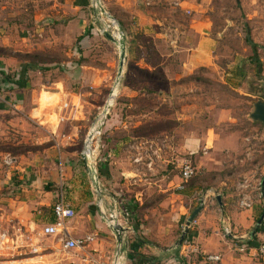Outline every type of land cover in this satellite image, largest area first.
<instances>
[{
	"label": "rangeland",
	"instance_id": "rangeland-1",
	"mask_svg": "<svg viewBox=\"0 0 264 264\" xmlns=\"http://www.w3.org/2000/svg\"><path fill=\"white\" fill-rule=\"evenodd\" d=\"M100 2L124 32L127 59L117 85L119 46L103 31L118 33V28L96 0H0V33L25 36L38 30L40 60L55 61L51 71L45 70L46 78L65 82L78 94V113L87 119L80 129L62 130L72 135L68 147L80 160L93 122L116 91L94 142L102 191L84 171L79 181L90 190V206H100L110 223V209L124 221L119 206H139L141 216L130 221L159 232L176 229L184 207L189 216L203 198L207 202L224 193L236 203L244 195L263 200L264 124L250 114L255 102L264 101V0ZM248 36L258 45L259 66ZM11 44L1 35L0 54L5 56ZM50 98L45 94L44 101ZM64 104L65 98L55 95L41 114H65ZM47 136L46 127L33 122L20 131L0 129V264H90L81 258L84 251L67 252L59 236L44 234L46 220L17 216L6 207L4 198L18 187L11 183L7 161L43 153L53 140H37ZM187 160L196 170L184 182L180 168ZM105 167L109 180L101 173ZM64 186L69 200L70 187ZM111 194L119 206L110 198L104 207V195ZM49 201L31 204L30 210L50 219L55 196ZM89 207H77L74 221L84 218Z\"/></svg>",
	"mask_w": 264,
	"mask_h": 264
},
{
	"label": "crops",
	"instance_id": "crops-1",
	"mask_svg": "<svg viewBox=\"0 0 264 264\" xmlns=\"http://www.w3.org/2000/svg\"><path fill=\"white\" fill-rule=\"evenodd\" d=\"M10 34L9 31L0 33V36L7 37L12 43L11 46L15 47H11L5 56L0 54V82L3 87V96H0V129L8 132L20 131L27 129L33 122L46 127L50 134L45 139L39 137L37 143L50 142V137L53 141L43 148L41 154L14 156L11 164L13 172L9 178L12 184L16 181L18 187L4 199L7 201L6 207L10 208L8 212L17 216L31 215V218L35 214L48 224L54 221V215L50 219H44L41 214L30 210V207L34 203L39 206L49 205V199L56 196L61 184L65 185L67 182L70 187L69 202L74 209L84 205L89 207L91 204V197L88 199V196H91L89 188L79 185V181L82 183L84 180L83 171L90 178L86 167H81L82 164L85 165L82 151L80 160L77 151L68 147L73 144L70 140L72 135L62 130L69 126L80 129L83 119H87V116L78 113L79 108L75 100L78 94L75 91L67 90L65 82L46 78V72L52 70L55 61L52 58L46 62L40 60L41 52L37 47L40 32L36 30L32 33L28 30L25 36ZM19 45L22 48H19ZM47 88L54 91L46 90ZM45 94L51 97L48 101H44ZM55 95L65 98L62 107H68V110L64 111L65 114H41L44 104L55 102ZM3 98H9L18 108L8 107ZM56 119L58 122H55ZM101 171L104 178L109 180L111 173L109 174L108 168L105 167ZM140 195L141 193H138L135 196L137 203L142 205L143 198L139 197ZM176 195L180 197L182 194ZM218 195L222 203L218 201L217 195L205 201L204 208L192 223L181 245H177V242L190 216L187 214L188 206L184 207L185 211L180 214L176 229L164 228L158 232L157 229L145 226L144 222L130 221V217L133 218L136 214L141 216L138 212L139 206L132 210L126 202L127 207L121 209L119 199L113 194L111 197L104 195L102 205L106 207V200L111 198L113 205L117 203L119 211L124 213L125 220L118 221L122 224L129 222L122 233L121 246L115 234L114 237L110 236V233L114 232L107 223L108 220L104 219V213L101 212L104 210L99 208L100 206H96V209L94 205L90 206L91 211L85 217L82 216V219L74 221V216L70 221V231L75 237L94 234L95 239L89 245V250L103 264H115L118 255L121 256L120 264H264V253L259 250V246L264 243V221L256 234L251 236L263 212L264 199L251 197L253 204L245 207L227 194ZM112 213L113 209H110V214ZM31 222L34 225L39 224L36 219H31ZM226 228L229 233L225 232ZM73 253L76 255L75 251ZM206 254H221L222 260L209 261ZM81 258L84 261L86 259L84 255ZM79 262L83 263L80 260Z\"/></svg>",
	"mask_w": 264,
	"mask_h": 264
},
{
	"label": "built area",
	"instance_id": "built-area-1",
	"mask_svg": "<svg viewBox=\"0 0 264 264\" xmlns=\"http://www.w3.org/2000/svg\"><path fill=\"white\" fill-rule=\"evenodd\" d=\"M0 96H3V88L0 83ZM5 104L13 109H17L18 106L15 102L11 101L9 98H3ZM109 109L104 107L103 110L100 111L98 118L93 122V126L89 131V136L86 139V143L89 141L91 143L90 149H92L91 155L94 156L96 147L94 146V142L96 141V137L98 134L94 136L92 133L93 128L101 129L102 120L106 117ZM90 138H92L90 140ZM85 152L86 145H85ZM89 153V152H88ZM12 160L7 161L10 165L12 164ZM181 172H182V180L184 182H188L192 179L193 175L195 174L196 167L193 163L189 160L185 161L181 165ZM184 187V185L182 186ZM262 196V194H261ZM253 200L249 195H244L240 200L239 203L241 206L250 207ZM53 214H54V221L48 223L43 228V233L47 235H56L59 236V241L61 242L62 248L67 252L72 251H84L85 252V261L91 264H103L100 259H98L92 252L89 250V245L94 241L95 235L94 234H87L83 237H75L70 231V221L75 216V209L70 205V202L67 198L66 188L63 184L60 185L58 191L55 196V201L53 203ZM115 213L110 214V218ZM119 220V219H118ZM120 221V220H119ZM195 221V220H194ZM123 222V224L127 223ZM226 233H229V230L225 229ZM5 234L1 233V237H4ZM260 252L264 253V243L259 246ZM121 257V256H120ZM117 258L115 264L121 263V258ZM206 259L213 262H220L222 260L221 254H206Z\"/></svg>",
	"mask_w": 264,
	"mask_h": 264
},
{
	"label": "water",
	"instance_id": "water-1",
	"mask_svg": "<svg viewBox=\"0 0 264 264\" xmlns=\"http://www.w3.org/2000/svg\"><path fill=\"white\" fill-rule=\"evenodd\" d=\"M96 5L100 7L101 11L103 13H106L108 15V17L110 19H113L116 23H117V28H118V36H116V33H113L111 31H109L108 29H105L104 35L109 38L110 40H112L115 44H117L119 46V50H120V60H119V69H118V75H117V79H116V85L119 84L120 82V78L123 75V71H124V67H125V62L127 59V51H126V42L124 39V32H123V28L120 24H118L117 20L114 18V16L110 15L105 8L103 7V5L101 4L100 0H96ZM109 106H106V109ZM251 118L254 121L257 122H261L264 124V101L259 100L257 102H255L254 104V109L252 111V113L250 114ZM82 158L84 160L85 166H86V170L91 178L92 184L94 185L95 189L97 192H101L102 191V187L100 184V179H99V175H98V171L96 168V164L94 161V157L87 153V152H83L82 153ZM261 194L262 197L264 199V177L261 181ZM217 199L220 202V204L222 203L221 197L220 195H217ZM205 205V200L204 198L202 199L201 203L197 206V208H195L193 210V212L190 214V216L188 217L186 224L184 226V229L180 235V238L177 242V245H181L186 237L187 232L189 231L192 223L194 222V220L196 219V217L198 216V214L200 213V211L204 208ZM264 221V209L263 212L260 216V218L257 221V224L255 226V228L252 230L251 232V236H254L256 234V232L260 229V227L262 226ZM111 229L113 230L114 234L116 235L117 241L119 246H121L123 238H122V233L126 230V227L123 226L122 223H120L118 220L117 222H113L110 223L108 222ZM120 255H118L117 258H119Z\"/></svg>",
	"mask_w": 264,
	"mask_h": 264
},
{
	"label": "bare ground",
	"instance_id": "bare-ground-1",
	"mask_svg": "<svg viewBox=\"0 0 264 264\" xmlns=\"http://www.w3.org/2000/svg\"><path fill=\"white\" fill-rule=\"evenodd\" d=\"M111 20V22H112V24H114L115 26H117V23L113 20V19H110ZM117 35L116 36H118L119 34L118 33H116ZM117 89V88H116ZM116 96V91L112 94V96H111V98H110V100L108 101V106H111L112 105V103H113V99H114V97ZM111 104V105H110ZM100 132V129L99 128H93L92 129V133L94 134V136L96 135V134H98ZM92 138H90V140H91ZM90 146H91V143L88 141L87 143H86V151H87V153L89 152V154H91L92 153V149H90ZM117 215H113V217H112V219H111V223H113V222H117Z\"/></svg>",
	"mask_w": 264,
	"mask_h": 264
},
{
	"label": "trees",
	"instance_id": "trees-1",
	"mask_svg": "<svg viewBox=\"0 0 264 264\" xmlns=\"http://www.w3.org/2000/svg\"><path fill=\"white\" fill-rule=\"evenodd\" d=\"M247 41L253 47V51H254V55H255V61H256V64L259 66L260 65V58H259V55L257 53L258 45L255 42H253V40L249 36L247 37ZM253 238H255V237H253Z\"/></svg>",
	"mask_w": 264,
	"mask_h": 264
}]
</instances>
